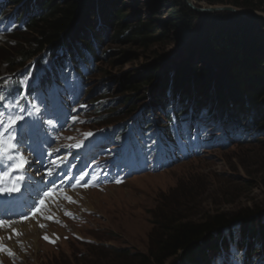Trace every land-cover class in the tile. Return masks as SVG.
I'll return each instance as SVG.
<instances>
[{
	"label": "rangeland",
	"instance_id": "rangeland-1",
	"mask_svg": "<svg viewBox=\"0 0 264 264\" xmlns=\"http://www.w3.org/2000/svg\"><path fill=\"white\" fill-rule=\"evenodd\" d=\"M118 1V4L124 7L122 13L128 14L127 23L130 24L138 17L142 20L154 17L156 26L166 28L168 38L165 43L150 50L118 42L112 43L111 38L115 35L116 27L108 22L106 32L110 41L102 39L101 42L107 57L98 62L99 70L92 78L94 87L101 83L102 74L109 76L107 79L112 85L107 96L119 100L117 109L120 112L116 116L117 119L115 116L109 117L106 111H101V116L112 119V122L125 120L121 117L124 112L129 111L123 100L132 94L123 92L125 84L121 77L137 74L144 65L156 59L158 56L154 53L155 50L163 57L160 63L164 73L176 68L184 58L198 62V55L190 52V48L196 40L207 35L213 26L212 19H217L236 30L244 28L247 33L244 39L250 43L256 42L259 47L264 48V20L238 12L248 11L264 16V0H192L190 7L198 14L199 19L195 23L194 31L188 35H182L173 25H168L175 12V7L170 4L161 3L159 0ZM114 6L109 3L107 5L108 9L115 13L117 10ZM214 7L222 9L198 10ZM94 8L96 11V3ZM251 26L255 28L251 29ZM6 36L0 37L2 76L10 71L4 58L11 57V53L12 57L16 55L11 49L15 47L16 41ZM260 55L262 56V53ZM163 72L158 74L159 77ZM139 95L137 94L135 99ZM136 102L141 104L144 101L140 98ZM113 109L115 108L109 111ZM200 123L201 121L197 122ZM104 126L101 120L97 128ZM215 126L213 121L208 125L210 129ZM259 138L264 140V134ZM183 149L182 155L162 158L164 163H170L168 168H163V172L137 175L122 184H119L121 178L129 177L132 173L130 167L117 171V174L115 172L117 167L124 168L125 163L114 164L111 169L115 171L111 173L110 170L108 176L105 170L102 171L105 177L100 179L98 184L109 183L105 191L90 189L81 197L83 206L76 209L65 207L61 212L54 211L51 216L53 219L45 222L44 227H38L35 232L33 227H30L31 230L27 233L20 231L14 242L10 241L18 246L20 261L13 262L5 258V264H125V252H147L153 239L162 233L167 222H200L216 213L254 206L263 209L264 214V142L254 141L226 149L204 146L200 157L190 160L187 158L193 156L192 150L185 144ZM94 154L96 162L104 165L110 151L101 148ZM153 161V157L140 160L138 168L143 169ZM100 175L101 173L92 168L86 178L91 181L93 176L98 179ZM239 226L240 223H236L232 227L236 233L239 232ZM229 232L230 229H225L228 236ZM32 235L38 237L36 243ZM45 235L49 239H44ZM32 243L38 247L33 248ZM225 260L219 257L215 263L229 264V260Z\"/></svg>",
	"mask_w": 264,
	"mask_h": 264
},
{
	"label": "trees",
	"instance_id": "trees-1",
	"mask_svg": "<svg viewBox=\"0 0 264 264\" xmlns=\"http://www.w3.org/2000/svg\"><path fill=\"white\" fill-rule=\"evenodd\" d=\"M5 1L7 5L19 6L16 15L26 25V30L17 27L9 36L16 41L15 47L11 48L16 55L12 57L11 53L12 58L6 56L4 59L12 71L46 48L88 45L92 37L110 41L109 36L96 29L100 22L106 27L111 23L115 25L112 43L150 50L168 38L166 28L156 26L154 17L148 20L138 17L127 23L128 14L122 13L124 7L118 4V0ZM159 1L175 7L174 18L168 25H173L182 35L194 31L199 17L186 0ZM108 3L115 5V13L108 9ZM212 21L213 26L207 35L196 40L190 48V52L198 55V62L184 58L176 68L164 73L160 63L163 57L155 50L156 59L144 65L137 74L121 77L125 84L123 92L133 95L123 100L129 111L124 112L121 119L128 118L142 103L150 100V105L157 103L158 106L179 100L181 110L178 115L197 116L207 110L214 117L234 120L252 134L264 131V48L244 39L247 35L244 28L236 30L217 19ZM108 77L102 74L101 83L110 85ZM137 94L140 95L135 99ZM101 96L109 97L107 93ZM140 98L144 101L141 104L136 102ZM114 100L119 102L116 98ZM117 106L109 112V117L117 119L120 112ZM254 141L264 142L261 138H250L233 142L231 146ZM262 213L263 209L254 206L216 213L200 222H167L147 252L130 254L126 251L123 255L126 256L125 264H212L222 250L229 249L225 229L232 230L236 223H240V246L247 249L246 258L249 261L253 258L264 260Z\"/></svg>",
	"mask_w": 264,
	"mask_h": 264
},
{
	"label": "snow or ice",
	"instance_id": "snow-or-ice-1",
	"mask_svg": "<svg viewBox=\"0 0 264 264\" xmlns=\"http://www.w3.org/2000/svg\"><path fill=\"white\" fill-rule=\"evenodd\" d=\"M6 99V97L4 95H0V102H3ZM4 107H7V105H4ZM36 111L38 112L39 109H36ZM24 116L23 115H7L5 112L0 111V159L2 158H7V160L10 162V168L8 172H5L3 175L4 176H8L10 174L11 171H15L18 169H22L25 164L28 163L27 158L23 155L22 152H20L19 150V146H18V141L16 140V135H15V127L18 124L19 121L23 120ZM73 120H76V117H73ZM86 135H91V133H87ZM76 147H79V145H74ZM64 147H73V145H65ZM53 151H59V149H55ZM49 155H52V152L48 153ZM53 164H56V161L53 160L52 161ZM48 175L51 176L53 174V169L52 168H48L47 169ZM85 175H87L86 173L84 175L79 176L78 178H74V177H66L67 179H75V184L73 185V187H75L76 185H80L82 187H89L91 184V181L85 182L83 184H81L82 181H84L85 179ZM97 177L93 176L92 180H96ZM52 188L49 189L48 191L44 192V197H54L56 195L57 189L55 187V182H52ZM17 191V189L15 187L12 188H6V187H0V193L2 192H14ZM64 198L69 200L70 202H72V197L68 196L67 194H64ZM46 204V200L45 199H41L39 202V207H37L35 209V211L32 213L33 216H35L37 213H39L41 211V208L43 206H45ZM66 215H71V213H65ZM47 219L51 220L53 219V217L49 216L46 217ZM4 222L0 221V224H3ZM41 227H44V225H40ZM15 231V230H13ZM18 234V233H17ZM44 239H49V237L47 235H45ZM54 242V241H51ZM9 255H13V253L9 250Z\"/></svg>",
	"mask_w": 264,
	"mask_h": 264
},
{
	"label": "water",
	"instance_id": "water-1",
	"mask_svg": "<svg viewBox=\"0 0 264 264\" xmlns=\"http://www.w3.org/2000/svg\"><path fill=\"white\" fill-rule=\"evenodd\" d=\"M187 1V3L189 4V5H192V1L191 0H186ZM222 8H218V7H214V8H203V9H198V10H200V11H217V10H221ZM229 9V8H228ZM230 10H233V11H236V9H234V8H230ZM240 14H243V15H252V16H257V17H260V18H262L263 20H264V16H258V15H256V14H254V13H252V12H248V11H238Z\"/></svg>",
	"mask_w": 264,
	"mask_h": 264
},
{
	"label": "bare ground",
	"instance_id": "bare-ground-1",
	"mask_svg": "<svg viewBox=\"0 0 264 264\" xmlns=\"http://www.w3.org/2000/svg\"><path fill=\"white\" fill-rule=\"evenodd\" d=\"M192 1V0H191ZM217 11H219V10H217ZM32 225L34 226L33 227V231L35 232V231H37V228L35 227V223H32ZM25 228H27V226H24ZM40 231V230H39ZM31 236V235H30ZM33 236V235H32ZM27 237V236H26ZM33 238H34V243H36V239L38 238L37 236H33ZM23 241L24 240H22V243H23ZM14 242V241H13ZM21 242V241H20ZM32 247L33 248H37L38 247V245L37 244H35V245H33V243H32ZM27 248V247H26ZM27 251V250H26ZM17 256V255H16Z\"/></svg>",
	"mask_w": 264,
	"mask_h": 264
}]
</instances>
